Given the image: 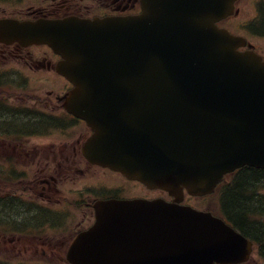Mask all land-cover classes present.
<instances>
[{
	"label": "water",
	"instance_id": "water-1",
	"mask_svg": "<svg viewBox=\"0 0 264 264\" xmlns=\"http://www.w3.org/2000/svg\"><path fill=\"white\" fill-rule=\"evenodd\" d=\"M234 1L146 0L137 18L13 22L18 34L0 35L53 46L75 85L66 107L94 130L88 150L97 162L177 198L99 203L74 264L248 260L242 234L180 205L185 190L205 196L227 174L264 169V62L237 52L240 40L216 25Z\"/></svg>",
	"mask_w": 264,
	"mask_h": 264
},
{
	"label": "flooded vegetation",
	"instance_id": "flooded-vegetation-1",
	"mask_svg": "<svg viewBox=\"0 0 264 264\" xmlns=\"http://www.w3.org/2000/svg\"><path fill=\"white\" fill-rule=\"evenodd\" d=\"M143 12V0H0V35L16 36L13 22ZM219 26L246 40L240 51L264 61V0H236ZM62 61L49 44L0 39V264H72L99 203L176 199L97 162L88 150L92 127L66 107L73 85L59 71ZM240 264H264V245Z\"/></svg>",
	"mask_w": 264,
	"mask_h": 264
},
{
	"label": "trees",
	"instance_id": "trees-1",
	"mask_svg": "<svg viewBox=\"0 0 264 264\" xmlns=\"http://www.w3.org/2000/svg\"><path fill=\"white\" fill-rule=\"evenodd\" d=\"M223 215L259 246L264 245V170L244 167L219 186Z\"/></svg>",
	"mask_w": 264,
	"mask_h": 264
},
{
	"label": "rangeland",
	"instance_id": "rangeland-1",
	"mask_svg": "<svg viewBox=\"0 0 264 264\" xmlns=\"http://www.w3.org/2000/svg\"><path fill=\"white\" fill-rule=\"evenodd\" d=\"M51 89H53V87ZM219 194L220 192L214 193L213 195L209 196L210 197L209 199L190 197L188 198L187 203L189 205H192L196 208L203 209V210L209 207L214 211V213L220 214L221 210H220V204H219ZM207 200L210 201L209 205H205L207 204L206 203Z\"/></svg>",
	"mask_w": 264,
	"mask_h": 264
}]
</instances>
